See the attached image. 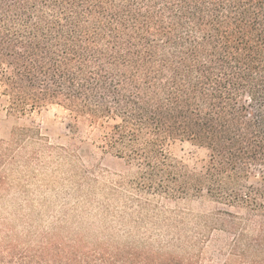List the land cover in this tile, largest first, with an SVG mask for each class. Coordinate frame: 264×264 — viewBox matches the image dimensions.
Instances as JSON below:
<instances>
[{
    "label": "trees",
    "instance_id": "obj_1",
    "mask_svg": "<svg viewBox=\"0 0 264 264\" xmlns=\"http://www.w3.org/2000/svg\"><path fill=\"white\" fill-rule=\"evenodd\" d=\"M0 100L17 119L63 109L72 141L83 124L100 129L98 149L138 167L126 191L146 209L208 200L244 211L213 219L233 240L224 264H264V203L242 190L264 176V0H0ZM16 133L0 141V166ZM175 141L207 149V171L173 160ZM190 246L58 233L32 243L0 219V264H213L202 237Z\"/></svg>",
    "mask_w": 264,
    "mask_h": 264
},
{
    "label": "rangeland",
    "instance_id": "obj_2",
    "mask_svg": "<svg viewBox=\"0 0 264 264\" xmlns=\"http://www.w3.org/2000/svg\"><path fill=\"white\" fill-rule=\"evenodd\" d=\"M69 124V113L59 107L17 119L0 100V141L11 142L17 132V144L5 152L0 166L6 188L0 193L1 220L32 243L43 233H58L61 239L80 236L90 246L130 243L181 254L202 237L205 257L225 263L232 236L213 219L218 211H244L208 200H161L146 209V200L127 192L139 177L138 167L99 150L98 128L83 124L72 141ZM167 150L192 172L203 174L210 165L209 151L190 142H171ZM242 190L258 192L264 203V176L254 172Z\"/></svg>",
    "mask_w": 264,
    "mask_h": 264
}]
</instances>
